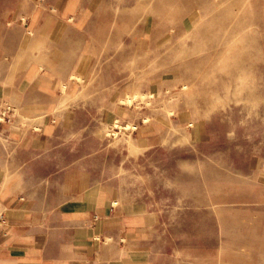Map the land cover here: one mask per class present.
Returning <instances> with one entry per match:
<instances>
[{
  "label": "rangeland",
  "instance_id": "rangeland-1",
  "mask_svg": "<svg viewBox=\"0 0 264 264\" xmlns=\"http://www.w3.org/2000/svg\"><path fill=\"white\" fill-rule=\"evenodd\" d=\"M95 1L78 112L31 170L77 163L151 214L156 264H264V0ZM35 2L0 0V44Z\"/></svg>",
  "mask_w": 264,
  "mask_h": 264
},
{
  "label": "crops",
  "instance_id": "crops-1",
  "mask_svg": "<svg viewBox=\"0 0 264 264\" xmlns=\"http://www.w3.org/2000/svg\"><path fill=\"white\" fill-rule=\"evenodd\" d=\"M77 5L36 0L9 21L20 36L0 44V264H156L146 247L151 214L117 204L77 163L31 170L75 119L89 80L88 16Z\"/></svg>",
  "mask_w": 264,
  "mask_h": 264
},
{
  "label": "built area",
  "instance_id": "built-area-1",
  "mask_svg": "<svg viewBox=\"0 0 264 264\" xmlns=\"http://www.w3.org/2000/svg\"><path fill=\"white\" fill-rule=\"evenodd\" d=\"M1 215H2V212L0 211V219H2V218H1Z\"/></svg>",
  "mask_w": 264,
  "mask_h": 264
}]
</instances>
